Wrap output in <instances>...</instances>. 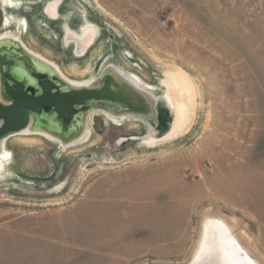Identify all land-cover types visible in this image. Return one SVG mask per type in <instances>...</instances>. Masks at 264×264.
<instances>
[{"label": "rangeland", "instance_id": "rangeland-1", "mask_svg": "<svg viewBox=\"0 0 264 264\" xmlns=\"http://www.w3.org/2000/svg\"><path fill=\"white\" fill-rule=\"evenodd\" d=\"M28 1L12 0L16 9L0 0V39H21L71 66L59 54L64 31L53 41L52 29L34 17L42 7L29 12ZM62 4L77 28L85 8L105 30L90 50L103 51L94 71L70 81L89 83L112 65L162 96L165 71H176L183 96L172 90L174 128L181 132L159 141L173 119L159 99L155 121L114 122L94 112L85 138L67 146L24 131L5 139L0 264H197L213 219L237 243L238 264H264V0ZM87 59L75 61L84 70ZM149 137L158 141L148 144Z\"/></svg>", "mask_w": 264, "mask_h": 264}, {"label": "water", "instance_id": "water-1", "mask_svg": "<svg viewBox=\"0 0 264 264\" xmlns=\"http://www.w3.org/2000/svg\"><path fill=\"white\" fill-rule=\"evenodd\" d=\"M102 77L103 73L93 81V84L100 82L99 85L58 89L57 79L45 74L42 67L22 50L2 44L0 83L2 94L8 102H0V152L2 141L27 129L31 122L30 115L39 119L46 117L56 126L59 138L55 139L65 146L80 139L72 138L79 128L76 125L77 117L83 108L122 107L130 108V111L138 108L140 102L135 96H125L121 90L114 91Z\"/></svg>", "mask_w": 264, "mask_h": 264}, {"label": "bare ground", "instance_id": "bare-ground-1", "mask_svg": "<svg viewBox=\"0 0 264 264\" xmlns=\"http://www.w3.org/2000/svg\"><path fill=\"white\" fill-rule=\"evenodd\" d=\"M6 1H7L8 5H11V7L13 6L12 0H6ZM13 8L18 9L19 7L13 6ZM12 16H11V18L10 17L9 18L12 19ZM8 21L9 20L7 18V22ZM21 22L23 25L20 24ZM16 25H18L20 28L23 27L22 29H26L25 19H20V21H18ZM81 34L82 35H77V34L73 33V35H71V33H69V35L74 36L76 40L81 41V42L85 43L86 45H88L90 43V40H91L89 37L90 32L84 31ZM69 35H68V37H69ZM2 44L3 45L7 44V45H10L14 48H18L19 50H22L36 64H38L39 66L42 67L45 74L51 75L55 79H57V81L59 82L58 89L89 87V86H95V85L100 84V82H96L93 84L94 80H92L91 82L86 83V84L85 83L84 84H80V83L75 84V82L72 83L70 81H67L66 79H64L61 76L60 73L57 72L58 70L55 67H53L49 63H46L43 59L35 57L33 54L28 52L18 40L14 39V38L3 37L0 39V46ZM102 73H103L102 79H106V81L110 83V87L114 91L121 90V92L125 96H129V95L135 96L138 99V101L140 102V105L135 110L131 109V111L129 110L130 108H122V107L121 108L118 107L116 109H111V108L107 109V108H102L100 106L99 107L94 106L92 108L85 107L82 109L80 115L77 117L78 122L76 125H78L79 128L76 130L75 135L73 136L72 139H74L76 137L77 138L80 137L81 139L83 138V136L87 130V124H88L89 117L91 116L92 113H94L96 111H104V112L110 113L114 116L139 114V115H143L145 117L151 118V119L154 118V115H155L154 102L155 101L151 97V95H149L148 93H146V92L142 91L141 89L135 87L123 74H121L117 69H115L112 66L106 68L104 70V72H102ZM173 74L177 75L178 73H176V71L175 72L172 71L171 69L165 71V73L163 75V79L160 82V85L165 90L164 94L162 95L163 100L166 101L168 107L172 110L173 119H172V122L170 123L169 130L165 133V135L159 141H161L163 139H164V141L175 139L181 132L180 129L178 131L177 128L176 129L174 128L175 123H176V117H177V106H176V102H175V96L173 95V91H175L177 93L178 97L183 96V95H182L181 88L178 84V81ZM24 75H25V73H24ZM186 93L188 94L187 91H186ZM0 102L1 103H7L8 102V100L2 94V84L1 83H0ZM30 117H31V122L29 123L27 129L24 132H28L31 134H43V135H48L50 137L59 138V134L57 132L56 126H54L52 123H50L46 119V117H42L40 119L36 118L33 115H30ZM146 140H148L146 142L148 144H153L156 141H158V140H154L153 137H149ZM75 142H77V141H75ZM70 144H73V143H70ZM70 144H67V145H70ZM4 145H5V141H2L1 152H0V166L3 165V161L5 162L8 159V153L5 151ZM67 145H65V146H67ZM32 195H34V194H32ZM206 223L207 224L205 225V227L203 229L204 230V237L202 238L203 241H202V244L200 243V245H201V246L199 245L200 249H199V251L197 250L198 253L195 257V260L196 259L198 260L199 258H201V260L197 264H231L232 262H233V264H238V261L242 260L239 258H238L239 260L236 259V257H237L236 254L239 252V249H237L238 245L235 242V240L232 238V236L229 234L226 226L223 223H221L220 221L214 220V219L210 220ZM195 260H194V262H195ZM247 261H248V259H247ZM251 263L248 262V264H251ZM194 264H196V263H194Z\"/></svg>", "mask_w": 264, "mask_h": 264}, {"label": "crops", "instance_id": "crops-1", "mask_svg": "<svg viewBox=\"0 0 264 264\" xmlns=\"http://www.w3.org/2000/svg\"><path fill=\"white\" fill-rule=\"evenodd\" d=\"M63 1L64 0H52L51 2L47 3V5L45 7L43 5V0H31V1L29 0L28 1L29 3L27 2L25 4V6H27L25 8L28 9L29 12H32V9H34V7H37L36 9L42 7L41 14H36V15H34V17H36L38 20L40 18L39 21L43 23V25L41 24L42 25L41 27H43V26L45 27L46 26V28H48V29L51 28L52 29L50 31L51 33H55L56 29L58 30L57 33L54 34V36H51L53 41L58 40L59 35H56V34L60 33V27H61L62 33L64 31L65 36H67V37L65 39L66 42L63 41L62 46H60V49H59V54L61 56L60 58L63 60V62L66 59H68V60L71 59V63H70L71 66H69L68 62L65 61L67 63V66L64 67V68L60 67V63L57 61V58H54V54L53 53H50L48 51L47 52H41L40 50H32L29 47H27L26 45H24L20 41L21 39L20 40L18 39V41L23 45V47L28 52L33 54L35 57L43 59L46 63H49L53 67H55L58 70L57 72L60 73L61 76L64 79H66L67 81H70V80L73 81L74 79H72V77H75V76H78V75L89 74L92 71H94L95 64L98 63L100 57L103 55L102 54L103 51H101L100 53L99 52H94V56H93L92 53L90 52V50L95 45L96 40L98 39L97 38L98 35L100 33H102L103 31H105V30H104V28H102V26L92 25L91 24V21H90L91 19H90L89 15H88V12H87V10L85 8L83 9V14H82V19H81L82 24L79 25V27L77 28V26H76L77 24L75 25V23L71 22V20H72L71 18H73L74 11H68L66 14H64V15L62 14V6H63L62 3H63ZM44 14H46L48 16L47 21L43 17ZM12 19H13V16H12ZM60 21H64V22L62 23ZM87 27H93L95 29L94 30L95 31L94 32L95 35H94L93 39L90 40V43L88 45H86L85 43H83L81 41L76 40L74 36H70L69 35V33H71V35H73V33L77 34L76 31H80V33L77 34V35H82L81 33H83V30L86 29ZM51 35H53V34H51ZM68 35H69V37H68ZM97 53H99V54H97ZM76 58H79L82 61L84 59L88 58L87 62H89V63H86V66H88V68H85L84 70H82L81 69L82 66H79V63L77 61H75ZM88 60H90V61H88ZM81 64H83V63H81ZM110 66H112V65H106V66L102 67L92 80H95L106 68H108ZM112 67H114V66H112ZM117 70L119 71V69H117ZM119 72L125 76V74L123 72H121V71H119ZM64 73H66V74H64ZM147 93L149 95H151V97L155 101L154 102V107H155V118H154V120L151 119V118L142 116V115H137V114L114 116L112 114H108V113H105V112H100V113L104 114L106 117H108L109 119H111L114 122L116 120H121V122H123V120H125L127 118H132V117H142V118H145L147 120L155 121L156 117L158 118V116H159V110L157 109V104H158L159 99L163 100V97L160 96V95H156V94H154V95L150 94L149 92H147ZM87 125H89V122H88ZM151 129L153 131V127H151ZM168 130L169 129H167L166 131H168ZM86 134H87V132H85V134H84L82 139L85 138ZM78 141H81V138Z\"/></svg>", "mask_w": 264, "mask_h": 264}, {"label": "flooded vegetation", "instance_id": "flooded-vegetation-1", "mask_svg": "<svg viewBox=\"0 0 264 264\" xmlns=\"http://www.w3.org/2000/svg\"><path fill=\"white\" fill-rule=\"evenodd\" d=\"M94 30H95V29H94L93 27H87L86 29L83 30V32H84V31H89V32H90V36H89V37H90V39L92 40L93 37H94V35H95V33H94L95 31H94Z\"/></svg>", "mask_w": 264, "mask_h": 264}]
</instances>
